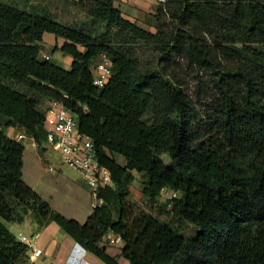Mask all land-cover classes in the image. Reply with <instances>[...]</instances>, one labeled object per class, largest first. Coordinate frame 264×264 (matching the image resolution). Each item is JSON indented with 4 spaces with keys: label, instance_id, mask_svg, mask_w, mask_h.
<instances>
[{
    "label": "trees",
    "instance_id": "16d2710c",
    "mask_svg": "<svg viewBox=\"0 0 264 264\" xmlns=\"http://www.w3.org/2000/svg\"><path fill=\"white\" fill-rule=\"evenodd\" d=\"M115 1L91 0V27L0 1V264H33L5 225L26 216L38 229L55 223L103 264H264V0H157L145 17L153 32ZM46 33L63 40L54 51L71 58L69 70L41 58ZM102 54L111 74L98 88L91 64ZM43 101L75 117L110 174L83 224L23 182L24 146L5 133L19 129L40 147ZM133 172L149 203L175 194L168 223L131 209ZM177 222L197 234L185 238ZM107 234L120 238L118 256Z\"/></svg>",
    "mask_w": 264,
    "mask_h": 264
},
{
    "label": "rangeland",
    "instance_id": "374dc122",
    "mask_svg": "<svg viewBox=\"0 0 264 264\" xmlns=\"http://www.w3.org/2000/svg\"><path fill=\"white\" fill-rule=\"evenodd\" d=\"M4 3H9L15 7L24 10L29 13H39L47 11L56 21L67 26H79L85 24V27H89V23L86 11L91 3V0H0ZM157 0H116L114 5L120 10L123 17L135 22L138 26L153 32V28L150 27L145 17L147 14H153L157 6ZM91 27V26H90ZM45 40L52 34L46 33ZM61 42V41H60ZM60 43H54V46L48 44H42L41 55L49 57V62L69 70L70 66H67L62 62L65 57L64 54L60 53L59 50L54 51V47ZM140 58L144 63L151 65L153 62L152 56L145 50L140 51ZM194 86L190 83V88ZM21 143L24 146V169L23 179L26 183H29L27 172H30V176L35 175L40 177L41 183L39 184L37 191L41 193L43 199L50 203L59 214L67 219H73L80 224H83L87 214L91 211L90 207V196L89 189L84 182L80 180L78 175L62 165L58 152L53 150L49 145L44 142L41 143L40 147H37L36 154L31 155L26 152L28 143L26 139L22 140ZM160 159L165 165H170L168 158L159 154ZM116 161L123 165V159L115 156ZM41 164V165H40ZM40 165V167H38ZM50 167L54 169L53 172L47 170ZM134 180L124 187L127 193V203L130 205L134 212H143L149 214L151 217L162 221L169 222L170 206L165 204L171 196L168 190L160 193L159 199L155 204L149 203L141 194L142 180L141 177L135 172L132 173ZM34 179V178H33ZM8 227L15 226L12 224H5ZM56 230V235L52 236L51 231H45L40 235L42 241L48 240L49 245L42 251L35 260V264H57L60 262L64 254V236L65 233L60 230L56 225H53ZM178 231L185 237L191 238L197 234L196 229L185 223L177 222L175 224ZM19 231L23 233L25 237H29L24 226H16ZM106 247L108 254L112 256L119 255V244L109 245L107 242H103ZM52 249V251H50ZM124 264L121 258L118 259Z\"/></svg>",
    "mask_w": 264,
    "mask_h": 264
},
{
    "label": "built area",
    "instance_id": "2783aa9c",
    "mask_svg": "<svg viewBox=\"0 0 264 264\" xmlns=\"http://www.w3.org/2000/svg\"><path fill=\"white\" fill-rule=\"evenodd\" d=\"M43 60H49L46 55H41ZM93 85L102 87L111 74V63L102 54L92 64ZM43 130L45 133V144L58 152L62 165L77 173L82 182L89 189L91 210L101 204L98 198V191L112 185L110 174L107 169L100 166L95 159V150L91 139L79 133L75 117L70 114L61 104L53 103L44 114ZM11 139L22 141L25 135L16 134ZM48 171L54 169L48 167ZM175 194L171 193L170 197ZM15 239L28 247V240L25 236L14 235ZM104 242L109 245L121 244L118 236L107 234ZM41 250L33 249L32 257H39Z\"/></svg>",
    "mask_w": 264,
    "mask_h": 264
},
{
    "label": "crops",
    "instance_id": "0c3cea01",
    "mask_svg": "<svg viewBox=\"0 0 264 264\" xmlns=\"http://www.w3.org/2000/svg\"><path fill=\"white\" fill-rule=\"evenodd\" d=\"M46 35V34H44ZM43 35L42 37V44H48L51 46H54V43L56 42L57 44L60 43V45L63 43V40L61 39H57L55 38L53 35L49 36L47 38V40L44 41L45 36ZM50 35V34H49ZM61 41V42H60ZM59 47V45H57ZM61 53V52H60ZM62 62L64 64H66L67 66H70L71 64V58L69 56H65L62 60ZM53 104V102H49V101H43L40 104V109L44 112L48 110V108ZM5 133L9 138L14 137L16 134H23L24 133L19 130V129H14V128H8L5 129ZM25 139L27 140L28 143V148H27V153L29 154H36V144L33 141V139L26 137ZM45 143V142H44ZM25 150H23V154H22V161H23V167H22V180L23 182L29 186L31 189H33L35 192H37L40 197L43 199L41 193H39L37 191V188L39 186V184L41 183V179L40 177H36L35 175H31L30 176V172H27V177L29 180V183H26L23 179V169H24V152ZM41 165V164H40ZM40 165L38 167H40ZM73 171V170H72ZM76 173V172H75ZM77 174V173H76ZM34 178V179H33ZM44 200V199H43ZM49 205L54 209V207L49 203ZM56 210V209H54ZM57 211V210H56ZM91 213V211L87 214V216ZM87 218V217H86ZM86 220V219H85ZM6 224H11V223H6ZM15 226H10L8 227L6 225V227L8 228V230L13 234V235H21L24 236L23 233H21V231H19V228H15L16 226H24L27 230V232L29 233V237H26L28 240V247H27V255L30 259V261L35 264V260L38 257L33 258L32 257V250L33 249H39L41 250V255H42V251L45 250L49 245V242L47 240L42 241V239H40V235L42 233H44L45 231H51L50 234H52V236L56 235V229L53 225H56L55 223H50L49 225H47L46 227L42 228V229H38L36 227V225L33 223V221L31 220V218L29 216H26L23 223L21 224H12ZM57 226V225H56ZM58 227V226H57ZM59 228V227H58ZM60 229V228H59ZM61 230V229H60ZM66 235V234H65ZM64 240V246H65V250H64V254L60 260V262H58L57 264H103L101 261H99L97 258H95L92 254H90L89 252L85 251V250H81L77 244L69 237V236H64L63 238ZM122 243L119 244V248H121ZM120 250V249H119ZM52 251V249L50 250ZM122 259V258H121ZM122 261L124 262V264H127V262L125 260L122 259ZM120 262V261H119ZM121 263V262H120ZM123 264V263H121Z\"/></svg>",
    "mask_w": 264,
    "mask_h": 264
},
{
    "label": "clouds",
    "instance_id": "9594fccd",
    "mask_svg": "<svg viewBox=\"0 0 264 264\" xmlns=\"http://www.w3.org/2000/svg\"><path fill=\"white\" fill-rule=\"evenodd\" d=\"M81 250H82V248L79 246V245H77ZM83 251V250H82Z\"/></svg>",
    "mask_w": 264,
    "mask_h": 264
}]
</instances>
